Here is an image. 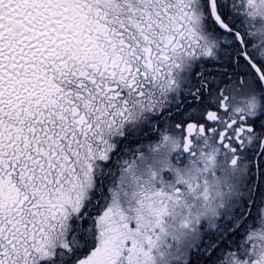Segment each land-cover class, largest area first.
Returning <instances> with one entry per match:
<instances>
[{
  "label": "snow or ice",
  "instance_id": "obj_1",
  "mask_svg": "<svg viewBox=\"0 0 264 264\" xmlns=\"http://www.w3.org/2000/svg\"><path fill=\"white\" fill-rule=\"evenodd\" d=\"M0 264H264V0H0Z\"/></svg>",
  "mask_w": 264,
  "mask_h": 264
}]
</instances>
